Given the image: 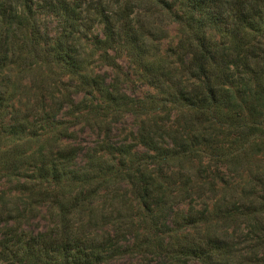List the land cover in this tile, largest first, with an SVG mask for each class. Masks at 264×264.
Wrapping results in <instances>:
<instances>
[{
    "label": "trees",
    "instance_id": "trees-1",
    "mask_svg": "<svg viewBox=\"0 0 264 264\" xmlns=\"http://www.w3.org/2000/svg\"><path fill=\"white\" fill-rule=\"evenodd\" d=\"M55 69L66 92L47 83ZM130 74L156 94L128 95ZM127 115L133 138L117 142ZM80 125L98 131L93 145ZM263 149L264 0H0V264H105L126 250L239 264L215 222L264 234V168L241 173ZM41 212L54 222L26 232Z\"/></svg>",
    "mask_w": 264,
    "mask_h": 264
},
{
    "label": "rangeland",
    "instance_id": "rangeland-1",
    "mask_svg": "<svg viewBox=\"0 0 264 264\" xmlns=\"http://www.w3.org/2000/svg\"><path fill=\"white\" fill-rule=\"evenodd\" d=\"M104 1L110 2L114 0H104ZM167 23L168 25H170L169 32L171 36H175L176 34L175 26L169 20H167ZM92 33L93 34L95 33V28ZM88 37L90 39V37H92L91 34H89ZM82 43L86 44L87 41H84ZM89 61H91L93 65H96L95 68L97 71L99 68H101L100 66L97 67V62H93L92 59ZM119 62L122 63L124 70L127 71L128 65H129L128 58L122 57L120 58ZM49 79L50 80L47 83H51V82L56 83L55 85L56 91L66 92L67 89L71 87V85H67L65 87L63 86L62 80L64 81L70 80L72 83V78H69L68 76L64 77V75L62 74V71L59 69H55L54 74H51L49 76ZM121 79H122L121 80L122 89H124V91H126V93H128V95L132 97L141 98L149 94H156V90L150 87L149 85H147L146 83L142 82L138 78V76H135L132 74L121 75ZM73 84L74 83H72V85ZM43 89L44 87L40 86V90L38 89V91H44ZM36 118H37L35 119L37 121L36 125L40 126L41 121H39L38 117ZM58 119L60 122H64L63 125H67L70 123V121H72V117L66 116V114L64 115V117H61V114H59ZM135 127H136L135 120L130 115H127L125 118L121 119V121L117 124L115 131L111 135V138L117 142L118 141H130V139L133 138L132 132ZM76 129L77 130L74 132V134L76 133L75 135L76 140L82 143L83 145H93V143L98 140V131L86 129L82 127V125H80ZM50 136L51 135L49 134V140L45 141L44 144L47 143L48 150L53 151V149L56 150L57 144L53 140L50 139ZM41 144L42 142L34 141L26 146V150L27 151L37 150L38 151L40 149ZM142 150L143 149H140L141 153H143ZM248 161L250 162V164H252V166L249 165V167L247 168L244 167V169L246 170L241 172L242 174H244V177H243L244 179H247L252 174L251 173L252 170H248V169L264 168V149L263 151L257 152V154L251 155ZM208 179L212 181V178L208 177ZM240 179L241 177H239L237 180H240ZM15 187H18L20 189L22 186L21 185L17 186V184L14 183L13 185H9L8 188L6 189L7 190L14 189ZM120 191L124 192V189L122 188L120 189ZM211 197L212 195H210V193H207L204 195L203 199L207 201H211V199L208 200V198H211ZM203 199L201 198L197 199L199 204L196 203V205L198 207H202ZM182 208L184 209L187 208V205H183ZM36 215H37L36 216L37 218L34 217V219H31V220L29 219L22 220L23 226H25L27 229L26 232L36 231L37 229H40L41 227L50 226L54 222V219L51 218L47 213L45 214L44 212H41V213H37ZM236 221L237 222L225 223L223 221L218 220L215 222L216 229L223 230V231H225V229H228L227 236L229 237V241L234 243V248H236V255L238 257L239 264H252L254 263V261L261 259V255H262L261 253L264 250L262 247L259 248V246L260 245L264 246V234L257 233L256 231H254L252 227L247 226V223L244 220L240 219ZM2 223H4L3 219L0 220V237H2L1 235L3 234L5 230ZM93 227H96V226H93ZM256 227L258 229L260 228L259 226H256ZM155 261H156L155 258L151 254H146L145 256H143V254L141 253H137V252L132 253V252H129V250H126L120 255L111 256L110 260L105 264H155ZM194 263L195 262H192L190 260L188 262V264H194ZM184 264H187V263L184 262Z\"/></svg>",
    "mask_w": 264,
    "mask_h": 264
}]
</instances>
